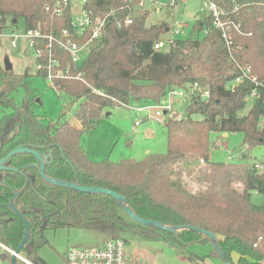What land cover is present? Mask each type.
<instances>
[{"label":"trees","instance_id":"16d2710c","mask_svg":"<svg viewBox=\"0 0 264 264\" xmlns=\"http://www.w3.org/2000/svg\"><path fill=\"white\" fill-rule=\"evenodd\" d=\"M54 1L0 0V31L16 27L19 20L26 31L39 30L42 35L58 36L65 29L70 30L72 9L67 6L61 14H53L45 7ZM209 1L221 13L228 45L222 31L207 15L199 22L201 26L197 23L193 27V33H202V37L176 39L166 51H157L153 45L166 35L167 25L146 26L148 11H138L131 25L118 28L115 22L122 21L128 13L123 10L108 19L101 40L90 48L79 66H73L69 55L54 47L61 67L68 66L83 80L55 81L73 101L82 99L74 112L80 129L61 118L41 124L31 111L33 99L17 105L9 98L32 77L27 69L22 75H15L0 66V104L12 108L19 117L20 141L45 140L53 144L54 160L47 168L50 177L122 195L140 218L220 234L224 240L218 245L229 264H264V201L258 205L250 201L252 191L264 196V171L258 173L255 162L212 163L208 158L210 132L241 133L247 153L264 145V0ZM124 4V0H87L85 8L94 20ZM41 50L44 64L46 51L42 47ZM238 65L250 66L261 85L236 83L240 76ZM35 75L45 78L44 70ZM194 84L208 89L209 98L188 101L183 113H176L180 120L167 123L165 154L119 163L88 159L79 139L96 127L105 108L129 103L157 104L168 90ZM254 89L255 95L250 99ZM248 99L251 107L243 114ZM20 156L18 164L31 162L27 155ZM256 162L264 165V160ZM38 180L43 181L40 177ZM50 188V199L60 206L58 225L100 232L106 238H120V233L128 229L162 240L191 260L195 257L188 252V245L210 243L208 237L192 231L173 234L138 225L110 196ZM10 196L12 193L0 195V203ZM22 235L18 218L6 228L0 225V244L11 250L16 249ZM31 255L44 264L36 250ZM210 256L219 258L214 249Z\"/></svg>","mask_w":264,"mask_h":264},{"label":"rangeland","instance_id":"374dc122","mask_svg":"<svg viewBox=\"0 0 264 264\" xmlns=\"http://www.w3.org/2000/svg\"><path fill=\"white\" fill-rule=\"evenodd\" d=\"M72 5L73 11H78L80 0H72ZM206 6L204 0H183L173 5L171 0L147 1L145 2V8L148 10L146 26L165 23L169 29L178 30L175 35H172V30L168 33L177 40L200 38L203 34L197 31L193 33V27L207 16L204 10ZM16 30L24 32L22 20L17 22ZM8 32L3 30V33ZM168 35H165V38L169 37ZM4 43L5 47L2 44L0 48V61L3 62L4 58H8L15 75H22L26 69L32 75L27 79L26 84L10 93L9 98H12L15 104L34 99L31 103V111L43 122L48 120L55 122L61 118L70 125L74 124V112L82 99L73 101L64 92L51 86L46 78L36 76L30 51L22 55L19 54L21 47L16 50L9 48L7 39H4ZM172 102L175 103L174 112L179 114L183 113L188 104L185 99ZM251 102L248 99L243 114L248 112ZM168 103H170L168 98L161 100L163 105ZM135 106V103L121 104L102 111L96 127L84 132L79 139L88 159L92 161L108 159L113 163H119L129 159L141 161L147 155L167 152L165 125L145 120L139 127L133 128L134 122L145 116L143 113L132 111ZM10 112V108L0 105V118ZM209 144L208 158L212 163H252L264 160V145L255 147L247 153L241 133L210 132ZM250 201L258 205L264 201V196L252 191ZM42 236L44 244L38 248L37 255L45 264H64L62 254L69 247L97 248L105 238L103 233L75 228L56 231L47 229L43 231ZM120 238L126 241V264H223L219 258L210 256L213 249L211 243L188 245V252L195 257L191 260L188 256L177 254L162 240L143 236L128 229L120 233ZM5 253L0 247V264H10Z\"/></svg>","mask_w":264,"mask_h":264},{"label":"built area","instance_id":"2783aa9c","mask_svg":"<svg viewBox=\"0 0 264 264\" xmlns=\"http://www.w3.org/2000/svg\"><path fill=\"white\" fill-rule=\"evenodd\" d=\"M125 4L119 9H112L106 12L103 16L90 17L89 11L86 10L85 5L87 0H80V6L78 11H73L72 0H55L52 4L45 7L47 11L53 14H61L63 9L70 6L72 9V20L70 30H63L58 36L56 35H42L39 30H24V32H18L16 27L5 29L8 33L0 31V48L3 44L5 47L4 39H7V45L11 49H18L21 47L19 54L30 51L33 57L35 73L42 70L45 72V78L50 82L51 86L59 91V86L55 85L57 80H82L81 74L71 73L69 67L62 68L59 60L55 58L54 47L59 48L69 55L73 66H79L88 54L91 47L96 45L102 38L104 28L109 18L114 17L118 12L127 10L128 13L122 21H116L118 28L122 26L131 25L134 15L138 11H148L145 8V2L154 0H124ZM178 1L183 0H171V5ZM207 6L204 8L208 16H211L215 28L222 31V37L228 45V40L224 32V24L220 20V12L214 3L209 0H204ZM135 4V5H133ZM172 29H167V35ZM178 33V30L173 31L172 35ZM169 36L165 38V35L157 42L154 43L153 49L157 51H166L171 44L176 40L175 37ZM45 40V42H43ZM41 47L46 51V61L43 64V53ZM4 60V59H3ZM3 62L0 61V66ZM240 76L237 78L236 83L240 81H247L258 87L260 82L257 77L252 73L250 66L238 65ZM255 95V89L250 95V99ZM164 98H168L170 103L163 105L157 104H136L131 110L135 113H143L145 116L143 119H139L134 122V129L139 127L145 120L156 121L160 124L167 125L169 121L180 120V116H177L173 110V102H178L180 99L192 101L193 99H208V89H201L199 85L194 84L186 89H174L168 90ZM163 98V99H164ZM255 169L258 173L264 171V165L260 162H255ZM125 248L126 241L122 238H106L103 244L97 248L89 247H69L66 249L63 255L64 264H126L125 263ZM18 260L26 262L21 256H17Z\"/></svg>","mask_w":264,"mask_h":264},{"label":"flooded vegetation","instance_id":"af4514ba","mask_svg":"<svg viewBox=\"0 0 264 264\" xmlns=\"http://www.w3.org/2000/svg\"><path fill=\"white\" fill-rule=\"evenodd\" d=\"M1 106L5 107L3 105ZM10 110L11 112L9 114L4 115L0 118V160L4 161L1 163V166L11 169V170H4V169L0 170V195L5 197L6 194L12 193V196H10L7 199V201L0 203V225L6 228L7 226H9L14 222L15 218H18L21 221L23 227V235H24V224L22 221V217H24L27 222L29 234L18 256L24 258L27 264H39L32 257L31 253L33 250H36L37 253L38 248H40L44 244V238L42 236L43 231L47 229L53 231H56L58 229L69 230L72 229V227L58 225L61 223L60 222L61 219L59 215L60 206L55 205V201L50 199L49 197L51 193L50 186L59 187V188H63V187L49 183L41 176L40 165L37 157L32 153H28V152H19L8 157L9 154L17 147H22L38 153L40 155L41 160L43 155H47L48 153H50L51 157L50 158L47 157L45 161L43 160L45 174L50 179L60 180L50 177L47 172V168L53 164V160H54L53 151H52L53 144L52 143L47 144L45 140L44 143L20 141L19 137L21 132L19 130V127L22 125L19 117L14 114V110L12 108H10ZM37 119L41 124L44 125H46L47 122L49 121L48 120L47 122H43L38 117ZM60 152L62 157H64V153L62 149L60 150ZM20 155H27V160L31 162L25 165L18 164L22 158ZM66 163L69 164L70 162L67 160ZM26 168L29 169V171H26L25 170ZM12 169H15L16 171H13ZM38 176L43 181L40 182L38 180L39 178ZM64 182H69V181H64ZM63 189H68V188H63ZM69 190H74V189H69ZM11 200L13 201V205L18 211L19 215L9 208L8 205ZM23 209H27V211H24ZM33 232H35V236ZM22 238L19 244L21 243ZM30 245H32V249H31V253L28 255L25 249L27 247H30ZM6 248L11 250L9 247ZM6 257L10 258L11 254L10 256L6 255ZM38 258L40 262H43L39 256ZM18 262L21 264H26L25 262L18 260L17 257V264Z\"/></svg>","mask_w":264,"mask_h":264},{"label":"water","instance_id":"95a60500","mask_svg":"<svg viewBox=\"0 0 264 264\" xmlns=\"http://www.w3.org/2000/svg\"><path fill=\"white\" fill-rule=\"evenodd\" d=\"M200 26L202 25V23H199ZM3 66L4 69L8 72L12 70V65L10 64V61L8 60V58H4L3 60ZM36 102H38V99H36ZM19 152H28V153H32L33 155H35L39 161V165H40V174L41 176L48 181L49 183H52L54 185L63 187V188H68V189H74L78 192L81 193H85V194H91V195H107L112 197L117 204L119 205V207L122 209V211L128 216V218L133 221L134 223L138 224V225H142L144 227H153L156 229H159L161 231L164 232H170L173 234H178L183 230H187V231H192L201 235H204L206 237H208L213 249L216 251V253L219 256V259L222 261L223 264H229L227 259L224 257V255L222 254L218 242L219 241H223L224 240V236L220 235V234H214L210 231H206L203 230L201 228L198 227H194V226H190V225H184V226H165L157 221L154 220H149V219H143L138 217L137 215H135L132 210L130 209V207L127 204L126 199L122 196L119 195L111 190L108 189H104V188H100V187H85V186H81V185H77V184H73L70 182H64V181H60V180H54V179H50L46 176L45 174V169H44V161L47 157H51V154L48 153L47 155H43L42 160L40 158V155L32 150L29 149H25L22 147H17L15 148L8 157L19 153ZM44 160V161H43ZM4 161L0 160V170L4 169V170H11L8 169L7 167L1 166V163ZM13 171H16L15 169H12ZM17 196V195H16ZM9 208L11 210H13L14 212H16L18 215V211L16 210V208L13 205V201L11 200L9 203ZM24 211H27V209H23ZM22 221L24 224V235L22 238L21 243L18 245V247L14 250V251H10L11 253V257H10V264H17V256L19 255V253L22 250V247L24 245V243L26 242L27 238H28V227H27V222L26 219L24 217H22ZM31 249H32V245H30V247H27L25 249V251L27 252V254L29 255L31 253Z\"/></svg>","mask_w":264,"mask_h":264},{"label":"crops","instance_id":"0c3cea01","mask_svg":"<svg viewBox=\"0 0 264 264\" xmlns=\"http://www.w3.org/2000/svg\"><path fill=\"white\" fill-rule=\"evenodd\" d=\"M167 35V34H166ZM73 125V127H75L76 129H80L81 128V124H80V122L79 121H77L76 119H75V123L74 124H72ZM133 128H134V125H133ZM224 136H225V134H224ZM244 152V151H243ZM244 154V153H243ZM243 154H242V156H243ZM244 157V156H243ZM92 161V160H91ZM97 162V161H96ZM106 239V237L104 238V240ZM104 240H103V242H104ZM103 242H102V244H103ZM101 244V245H102ZM0 247H1V249H3L6 253H5V256L7 255H9L10 256V251L11 250H9V249H7L5 246H3L2 244H0ZM66 251V250H65ZM65 251L63 252V254L62 255H64V253H65ZM5 258V257H4ZM7 259H9L10 260V258H8V257H6ZM62 259H63V256H62Z\"/></svg>","mask_w":264,"mask_h":264}]
</instances>
